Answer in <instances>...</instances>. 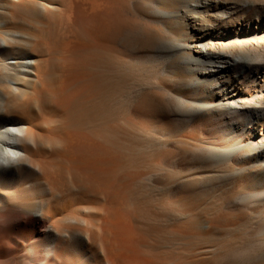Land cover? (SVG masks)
<instances>
[{
	"label": "rangeland",
	"instance_id": "1",
	"mask_svg": "<svg viewBox=\"0 0 264 264\" xmlns=\"http://www.w3.org/2000/svg\"><path fill=\"white\" fill-rule=\"evenodd\" d=\"M138 1L132 0L134 6ZM242 1H186L175 11L155 9L153 18L133 12L125 19L124 29L120 31L122 37L118 33L117 48L110 49L106 55L109 62L101 65L93 58L98 48L84 46L91 20L74 12L68 26L65 0H61L57 10L44 16L39 15L28 0H0V13L9 6H16L18 14L28 22L24 24L19 20L13 24L33 36L35 87L23 84L20 89L27 91L25 95L11 99L16 105L22 103L34 137L42 142L31 150L32 158L54 175L53 189L49 191L40 186V192L31 198L33 203L37 200L50 202L52 216L46 221L35 218L34 206L18 205L13 200L0 203V214H6L10 223L20 219L22 225L25 224L17 237L8 231L2 233L0 264H28L32 237L46 240L45 232L50 224L66 230L69 235L90 233L103 240L111 248L110 253L115 254L122 249V234L127 240L129 255L148 258L158 264H264V249H255L256 238H262V235L257 236L259 218L252 208L245 209L238 202L245 192L264 188V180L253 188L247 177H244L246 181L222 177L201 167V147L216 137L217 127L212 128L202 118L182 124L173 115L165 116L161 112L162 105L168 102L169 91H177L181 81V77L165 74L170 55L180 52L182 58L188 48H173L172 52H162L159 62L147 60L148 66L146 63L138 66L140 60L148 57L141 50L151 33L158 27L166 30L173 20L183 28L180 37L172 40L165 50L175 43H186L189 48L197 46L207 53V40L199 42L197 36L204 33L206 25L202 21L201 31H204L200 32L195 19H209L215 15L221 19L214 23L215 36L208 41L214 50L224 48L227 40L237 36L248 39L257 36L264 28L263 14L258 5ZM165 35L171 37L173 34L167 29ZM11 51L15 52L16 48ZM210 56L216 62H208L201 56L198 61L205 64L198 70H192L195 65L185 56L187 63L181 60L185 69L182 81L188 83L203 77L210 80L214 76L211 87L216 92L215 98L234 97L230 85L238 81V74L233 72L231 64L240 59L236 56L226 63L218 59L216 53ZM10 57L4 62L12 60ZM100 68H105L101 72H105L108 82L112 78L116 82L114 91L111 92L110 86L106 91L109 108L114 106L115 111H107L105 122L101 120L99 91L96 84H92ZM226 78L229 82L222 81ZM27 81L32 83V80ZM113 129L125 142L133 145L137 139L146 149H138L134 154L121 151L119 160L103 154L105 169L99 176L107 185L105 188L96 185L89 167L79 169L73 158L62 154L61 149L67 143L71 150H76L71 142L83 144V151L97 146L105 149L98 138L106 130L111 134ZM135 130L142 131V135L133 138ZM12 184L6 182L0 192H11ZM64 246L62 239L57 240L55 254H61ZM248 246L255 249L252 256L244 250ZM86 250L89 255H98L94 248ZM98 261L99 257H93L89 264Z\"/></svg>",
	"mask_w": 264,
	"mask_h": 264
},
{
	"label": "bare ground",
	"instance_id": "2",
	"mask_svg": "<svg viewBox=\"0 0 264 264\" xmlns=\"http://www.w3.org/2000/svg\"><path fill=\"white\" fill-rule=\"evenodd\" d=\"M28 1L41 16L57 10L61 2V0ZM186 1L193 0H139L136 6H134L132 0H65L67 8L65 20L69 26L72 22V17L74 18V12L91 20V24L87 28V43L84 46L92 47L94 45L98 48V53L93 58L102 65L109 62L106 57L109 50L117 48L118 33L124 29L125 19L129 14L136 12L139 15L153 18L155 9L158 11L165 9L175 11L183 6ZM227 1L229 0H225V2ZM234 1L236 2V0ZM240 1L242 0H237V3ZM245 1L252 6L258 5V10L263 14L262 17L264 18V0ZM15 9L16 6H9L8 9H4L0 13V23L2 22L0 25V189L6 182L9 184L13 183L11 192H0V203L2 204L6 200H13L18 205L34 206L35 218L44 222L52 216L49 206L50 202L37 200L33 203L31 198L40 192V186L51 191L53 189L54 175L45 171L32 158L31 150L42 142L34 137L31 125L25 117V109L22 107V103L16 105L11 99L12 97H23L25 95L27 91L20 89L23 84H28V88H34L33 78L37 77L34 72L36 54L33 49V36L18 30L17 24H13V22L19 20L27 24L28 20L21 17ZM220 19L221 17L216 15L209 19H195L198 21L200 32L204 31L203 29L201 31L202 21L206 25L204 33H199L197 36L200 38L199 42H202L203 39L207 40L206 45L208 44L209 46L207 53H204L197 46L189 48L186 43H175V45L170 46L171 48L169 47L168 50H165L166 46H169V43L179 36L180 30L183 28L181 23L173 20L170 22V26H167L168 31L173 35L167 37L168 34L165 35L167 29L164 30L158 27L159 29L152 32L150 37H148L141 50L146 57L148 56L147 59H142L138 62L140 64H137L138 66L143 63L147 65V62H145L147 60L159 62L162 52H172L174 51L173 48H188L182 58L179 55L180 52L179 54L176 53L178 54L176 56L169 53L172 54L170 55L172 58L169 61L170 63L166 65L165 74L177 76L179 79L181 77V81L178 82L177 91L172 90V93L169 91L168 102L165 101L162 107L156 104L161 107L163 115H173L179 123L185 124L197 118H202L207 125L212 128L217 127L216 137L209 143L206 141L207 145L201 147L203 153L200 154L199 164L201 167L207 168L222 177L231 176L242 181H246L244 177H247V182H249L250 186L256 188L260 180H264V28L252 39L237 36L227 40V42L224 40L226 46L218 48L216 51L214 50L215 47L209 44L210 42L208 41L211 40L212 35L215 36L213 25L215 22H219ZM221 23L223 22L221 21ZM13 35L17 37L14 38ZM220 35L223 37V33H220ZM13 48H16L15 52L11 51ZM192 52H195L196 56H193ZM212 53L218 54L217 58L226 63L227 61H233L236 56L240 59V61L234 62L236 64L235 67L234 64H231L233 72L238 74V81L230 85V88L234 91L233 93H235L234 97L215 98L216 92L211 87L214 76L210 77V80H205V77H203L195 81L188 80V83L182 81L185 69L181 65V60H184L185 63V56L195 65L192 70H198L200 68L203 69L201 66L205 64L203 61H198L201 56L206 58L208 62H216L212 61V58L210 59ZM8 56H12L10 57L12 60L4 62V59ZM177 56H180L181 59L177 58ZM24 57H27L28 61ZM157 65L161 67L160 64ZM152 68L154 69V67ZM104 69H99V73H96V79L92 84H96L97 91H99L101 120L105 122L107 111H115L114 106L109 108V103L106 101V91L109 86L111 92L114 91L116 82L114 78L110 82L107 81V75L104 71L101 72ZM212 71H216L214 72L215 74L218 73L217 70ZM27 79L32 80V83H29ZM222 81L229 82L227 78L222 79ZM5 118L9 119L6 120ZM114 134L117 135L114 136ZM140 135H142V131L135 130L133 138H137ZM98 141L105 149L97 146L95 148L91 147L88 151H83V144L71 142V144L76 145V150H71L68 144L65 143L61 151L67 157L73 158L79 169L84 170V168L89 167L93 171L91 175H93L96 185L99 184L105 188H107V185L103 179L100 180L99 176L105 169L101 157L103 154H108L113 159L119 160L118 157L121 151H128L134 154L138 149H146L145 144L143 142L139 144L137 139L133 145L125 142L124 138L118 137V132L114 131V129L111 134H108L106 130L105 133L99 136ZM239 197L238 202L244 205L245 209L252 208L257 218H259L257 236L262 235V238H256L258 240V244H255L256 247L252 244L250 246H254L256 251L260 248L264 249V188L245 192ZM9 219L6 214H0V252L3 250L2 233L8 231L11 236L17 237L21 234V228L25 227V224L22 225L20 219L14 223H10ZM45 234L46 240L44 241L36 236L32 237L29 245L31 260L28 264H53L54 262L58 264H89L93 257H99V261L96 264H158L148 258L129 255L126 247L127 240L121 237L122 234L120 235L122 249L117 254L113 251L110 253L111 248L109 249L103 240L87 232L69 235L66 230L56 228L53 224H50L47 226ZM59 239H62L65 246L62 249L63 252L56 255L55 250ZM254 247L249 248L248 246L249 249H243L247 250L248 256H252L250 254H255ZM86 248H94L98 255H89Z\"/></svg>",
	"mask_w": 264,
	"mask_h": 264
}]
</instances>
